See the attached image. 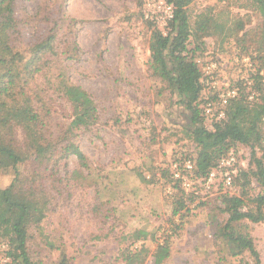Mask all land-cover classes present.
Here are the masks:
<instances>
[{
    "label": "rangeland",
    "instance_id": "1",
    "mask_svg": "<svg viewBox=\"0 0 264 264\" xmlns=\"http://www.w3.org/2000/svg\"><path fill=\"white\" fill-rule=\"evenodd\" d=\"M144 9V0H0V43L8 42L24 58L14 66L21 76L15 91H23L34 108L30 113L0 103V147L7 150L0 154V233L15 242V221L25 212L20 227L27 231L29 256L39 264H56L62 253L71 264H125L120 250L141 247L142 264H253L247 251L232 256L220 235L228 218L221 195H244L253 207L262 190L253 151L263 157L264 82L257 100L229 108L234 116L245 107L238 122L244 132L261 135L255 149L235 145L233 187L226 189L218 178L197 190L189 202L192 213L172 215L180 195L168 193V161L196 147L184 127L187 110L176 103L152 58L155 31L167 34L170 28L147 20ZM188 15L187 42L204 64L221 62L217 74L223 77L237 55L250 57L264 81V9L258 0H191ZM198 21L209 26L200 31ZM52 34L53 50H41ZM26 63L32 72L35 65L39 70L32 73ZM67 82L92 96L96 124L71 126L74 110L62 89ZM210 82L205 80L207 87ZM19 101L25 102L22 96ZM36 114L51 152L49 159L26 160L25 126ZM70 142L85 154L87 167L75 154L63 155ZM14 156L25 159L17 168ZM235 227L253 237L264 264V221L243 220ZM8 248L0 241V264H14Z\"/></svg>",
    "mask_w": 264,
    "mask_h": 264
},
{
    "label": "trees",
    "instance_id": "2",
    "mask_svg": "<svg viewBox=\"0 0 264 264\" xmlns=\"http://www.w3.org/2000/svg\"><path fill=\"white\" fill-rule=\"evenodd\" d=\"M175 6V18L170 23V31L164 34L161 30H156L154 33L155 44L152 45V58L159 63L164 74L167 77V81L173 94H176L178 99L176 103L183 106L187 110V124L184 126L187 136L195 144L196 149L192 153H184L182 155L174 157L171 161H168V168L175 161L183 163L185 159H191L194 163L193 174L198 178V183L191 191H186L180 184L179 180L171 178V186L173 187L174 196L179 194L173 203L172 215H178L184 218L186 214L193 212L189 206V202L192 198H197V190L203 187L202 182L209 172L214 169L219 163L220 159L227 156L231 150L236 151V144H243L255 149L257 144L261 142V135L257 132L254 136L251 133L244 132L238 119L246 113L245 107H239L236 113L224 119H216L213 116L203 117V103L207 85L206 79H210V75H206L203 71L199 58L197 57L196 48H189L188 37L190 35L191 24L188 15V5L191 0H168ZM264 9V0H258ZM8 1L6 6H9ZM207 22H197V29L202 31L208 27ZM55 36L49 35L48 38L39 47L41 50L49 49L52 51L54 48ZM8 42L0 43V74L3 78L0 79V103H13L30 113L34 110L31 103L25 98L23 91H15L16 85L21 80L20 74H16L14 66L17 63L23 62L24 58L18 52H15ZM29 63H26V66ZM33 72L39 70L36 67ZM256 72L252 75L255 81L256 89L258 91L260 85L264 82L263 75L259 64H254ZM32 72V69L26 67ZM244 69L243 64L231 65L230 68V82L232 85L239 84L242 87L240 99L237 102H254L249 100L247 96V86L244 81H240L237 75ZM2 71V72H1ZM32 72V73H33ZM215 75H218L217 72ZM2 79H5L4 81ZM14 89V92H13ZM66 98L71 102L73 107V120L71 126L73 128H88L90 125H94L99 121L98 107L92 96L80 85L65 83L62 86ZM22 96L20 102L17 97ZM34 118V115H33ZM39 116L35 115V120L28 122L25 126L28 133L29 140V155L26 157L28 160L30 157L35 159H49V153L51 147L47 144L45 134L42 131H38ZM264 147V144H263ZM7 152L4 148L0 147V154ZM10 153V151H9ZM71 154H75L83 166H88L85 154L76 145V142H70L65 146L64 154L69 157ZM11 155V153H10ZM253 157L256 160L258 168V184L262 190L257 196L253 197V207H248L250 201L248 197L244 195H238L229 190H226L221 195V202L223 204L222 212L227 213L228 218L225 224L222 226L220 235L225 237L229 247L230 254L234 257L242 255L244 252H249L254 259L253 264H262L260 252L258 251L253 237L249 233L237 231L235 224L243 220H249L255 223L264 221V151L263 157L259 158L256 152L253 151ZM25 159L14 156V167L16 164L23 162ZM16 169V173L18 174ZM221 178V177H218ZM236 182V178H235ZM222 184V179L221 182ZM223 187V185H220ZM228 189V188H226ZM9 189L5 190L7 194ZM8 196H5L6 203L8 202ZM251 203V202H250ZM17 204V203H15ZM14 204V205H15ZM248 207V209H246ZM23 215L15 221V227L17 235L15 242L4 233H0V241L8 242V251L6 253L14 264H39L34 262L28 254L27 231L20 227L21 219ZM14 246L16 251H14ZM146 249L141 247L135 251L126 249L120 250V258L125 264H142L145 259ZM166 255V254H165ZM56 264H71V259L66 254L62 253Z\"/></svg>",
    "mask_w": 264,
    "mask_h": 264
},
{
    "label": "built area",
    "instance_id": "3",
    "mask_svg": "<svg viewBox=\"0 0 264 264\" xmlns=\"http://www.w3.org/2000/svg\"><path fill=\"white\" fill-rule=\"evenodd\" d=\"M144 8L145 18L162 29L169 28L170 23L175 18V6L168 0H144ZM241 62L245 66L242 72L237 75V78L240 81H244V84L248 87L246 91L248 99L254 100L259 95L254 78L252 77L256 72L254 63L250 57L240 58L237 55L234 60V65H239ZM199 63L203 71L207 75H210L211 78L204 98L203 117L213 116L216 119L227 118L229 116L230 106L240 99L242 87L239 84L232 85L228 74L223 73V77L221 74L215 75L216 72L220 73L221 71V62L211 60L207 64H204L199 60ZM236 164V152L231 150L227 156L220 159L217 166L204 178L202 185L210 188L218 177H221L223 185L231 189L237 176ZM169 169L173 179L179 180L181 186L186 191H191L199 181L193 174L194 163L191 159H185L183 163L175 161ZM167 190L168 193H173V187L171 185L167 187Z\"/></svg>",
    "mask_w": 264,
    "mask_h": 264
}]
</instances>
